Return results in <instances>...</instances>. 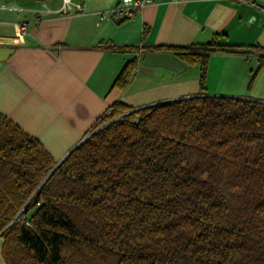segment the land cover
Listing matches in <instances>:
<instances>
[{"label": "trees", "instance_id": "obj_1", "mask_svg": "<svg viewBox=\"0 0 264 264\" xmlns=\"http://www.w3.org/2000/svg\"><path fill=\"white\" fill-rule=\"evenodd\" d=\"M220 37L161 46L199 65L200 93L116 101L59 161L0 112L7 264H264V101L204 85L213 53H258L259 69L264 48Z\"/></svg>", "mask_w": 264, "mask_h": 264}, {"label": "crops", "instance_id": "obj_2", "mask_svg": "<svg viewBox=\"0 0 264 264\" xmlns=\"http://www.w3.org/2000/svg\"><path fill=\"white\" fill-rule=\"evenodd\" d=\"M118 1L0 0V112L57 161L116 101L139 108L200 93L199 65L161 46L221 33L222 44L264 48V0H155L124 20L110 13ZM129 61L126 85H114ZM258 66V53H213L205 93L264 101Z\"/></svg>", "mask_w": 264, "mask_h": 264}, {"label": "built area", "instance_id": "obj_3", "mask_svg": "<svg viewBox=\"0 0 264 264\" xmlns=\"http://www.w3.org/2000/svg\"><path fill=\"white\" fill-rule=\"evenodd\" d=\"M155 0H119L116 5L110 10V13L118 16L120 19H126L128 17L133 16L137 10L146 7L147 5L153 4ZM244 2L251 3L257 7L255 3L250 0H241ZM75 7L77 10H80L82 7V3H76ZM106 12L102 14L104 16ZM20 31L21 33L25 30V25L22 23L20 24Z\"/></svg>", "mask_w": 264, "mask_h": 264}, {"label": "water", "instance_id": "obj_4", "mask_svg": "<svg viewBox=\"0 0 264 264\" xmlns=\"http://www.w3.org/2000/svg\"><path fill=\"white\" fill-rule=\"evenodd\" d=\"M82 139H84V137H83ZM81 141H82V140H81Z\"/></svg>", "mask_w": 264, "mask_h": 264}]
</instances>
